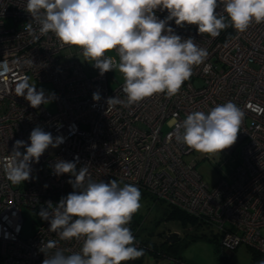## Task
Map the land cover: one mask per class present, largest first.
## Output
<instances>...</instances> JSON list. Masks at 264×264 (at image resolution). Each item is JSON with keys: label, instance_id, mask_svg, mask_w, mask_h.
I'll use <instances>...</instances> for the list:
<instances>
[{"label": "built area", "instance_id": "obj_1", "mask_svg": "<svg viewBox=\"0 0 264 264\" xmlns=\"http://www.w3.org/2000/svg\"><path fill=\"white\" fill-rule=\"evenodd\" d=\"M25 6L26 0H0V159L10 155L15 140L30 143L37 126L64 142L49 146L32 162L30 179L21 184H12L0 170V264H42L45 256L39 249L50 240L66 255L80 251L82 238L60 240L40 217L31 232L23 233V208L38 213L47 201L55 205L73 191L67 181L74 177L53 174L57 160L77 161V168L88 166L96 182L124 180L167 207L207 219L220 232L223 249L243 243L264 255V23L253 22L245 32L229 26L213 38L199 34L195 25L168 21L175 34L191 36L206 48L208 57L194 66L176 95L154 94L129 105L123 83L110 89L107 72L100 75L80 47L63 44L51 32L41 35ZM216 11L227 15L223 4ZM155 14L160 19L168 15L167 10ZM6 18L14 25L6 26ZM30 77L52 83L53 92L45 95L54 97V111L43 104L33 108L17 95L21 84L32 85ZM113 96L122 103L107 104ZM227 101L244 113L228 149L238 147L235 164L208 185L196 159L185 158L194 150L177 143L173 133L190 112L207 113Z\"/></svg>", "mask_w": 264, "mask_h": 264}, {"label": "clouds", "instance_id": "obj_2", "mask_svg": "<svg viewBox=\"0 0 264 264\" xmlns=\"http://www.w3.org/2000/svg\"><path fill=\"white\" fill-rule=\"evenodd\" d=\"M221 4L226 16L216 11ZM25 7L41 35L51 32L63 44L80 47L100 75L118 70L129 105L154 94L176 95L193 75L194 66L208 57L206 48L191 36L175 34L168 21L174 20L178 26L195 25L199 34L213 38L229 26L245 32L253 22L264 23V0H26ZM156 10H167L168 15L160 19ZM110 50H115V57L105 55ZM17 95L33 108L52 98L27 83L18 87ZM99 99V93L94 92L93 100ZM108 103L122 101L113 96ZM243 115L237 105L227 101L207 113L190 112L173 134L177 143L194 151L220 152L235 143ZM28 140L30 143L15 140L10 155L0 159V170L12 184L29 180L31 163L38 162L49 146L64 142L39 126L31 130ZM52 168L54 175L74 177L67 181L73 191L55 205L47 201L37 215L49 222V231L57 233L60 240L82 238L83 243L79 252L67 255L55 240L42 243V264H122L144 254L135 246L127 226L140 208L137 186H121L115 179L96 182L90 178L88 166L77 168V161L57 160ZM51 249L56 251L49 254ZM257 264H264V259Z\"/></svg>", "mask_w": 264, "mask_h": 264}, {"label": "rangeland", "instance_id": "obj_3", "mask_svg": "<svg viewBox=\"0 0 264 264\" xmlns=\"http://www.w3.org/2000/svg\"><path fill=\"white\" fill-rule=\"evenodd\" d=\"M6 26H13L14 23L11 19H5ZM106 56L115 57V50H110L105 53ZM123 75L118 71H107V84L110 89L118 87L123 83ZM31 84H35L39 89H43L45 93L53 92L54 88L49 81H37L32 77L29 78ZM47 104H43L49 111L56 109L55 99L53 96ZM237 148H233L231 152L228 151L229 147L215 153H202L193 151L185 155L186 159L195 158L196 168L201 173L204 182L211 185L220 175H226L230 172L231 166L235 164L234 157L236 156ZM228 159L225 163L224 160ZM121 186L129 183L124 180H117ZM132 184V183H130ZM140 208L132 216L130 229L135 232V237L145 245L155 244L159 247L161 241L165 240L164 234L168 232H175L177 235L174 237L170 245L168 254L154 256L149 250L144 249V254L140 264H166L172 261L173 257L169 254L179 255L182 264H257L251 256L249 248L240 243L234 249L220 248L219 240L210 238L208 235L215 233L213 226H199L194 227L191 224L183 226L179 220L175 218H168L167 204L163 200L156 199L151 194L140 190ZM23 233H29L33 229L34 222L38 220L39 215L31 208H23ZM196 232L199 234L205 232L207 235L203 237L191 238V234ZM264 232V231H263ZM217 246L219 247L217 249ZM224 252L223 262L221 263L220 254Z\"/></svg>", "mask_w": 264, "mask_h": 264}, {"label": "trees", "instance_id": "obj_4", "mask_svg": "<svg viewBox=\"0 0 264 264\" xmlns=\"http://www.w3.org/2000/svg\"><path fill=\"white\" fill-rule=\"evenodd\" d=\"M167 217L168 218H175L177 220L180 221V223L183 225V226H186L187 224H191L192 226L194 227H199V226H212L211 224H209L208 220L205 219V218H202V217H199V216H195V215H192L190 213H187L186 211H183L177 207H172V206H169L167 207V213H166ZM208 233H210L208 236L214 240H216L217 238V241L219 240V236H220V232L218 231H215V233H211L208 231ZM207 235L205 232H201L199 234H196V232L192 233L191 234V238L194 239L196 237H203ZM169 241L171 242V240H163L160 242L159 244V247H156L155 244L151 243L150 245H145V242L141 245V247H139L140 249H143V252H144V249H147L149 250L154 256H158V255H166L168 254V250L170 248V243ZM173 242V241H172ZM167 244H170V245H167ZM220 247V246H219ZM217 246V249L219 248ZM221 248V247H220ZM223 249V248H222ZM250 252H251V256L255 259V260H261V259H264V255L260 254L259 252H256L255 250L253 249H250ZM224 252L222 251V253L220 254V257L221 258V263L223 262V260L225 258L224 257ZM173 257L172 261L170 262H167L166 264H182L183 261H181V259L179 258V255H176L175 253L172 254L170 253L169 254V257ZM141 259H142V256L136 260H130V261H127V263L129 264H140L141 262Z\"/></svg>", "mask_w": 264, "mask_h": 264}, {"label": "water", "instance_id": "obj_5", "mask_svg": "<svg viewBox=\"0 0 264 264\" xmlns=\"http://www.w3.org/2000/svg\"><path fill=\"white\" fill-rule=\"evenodd\" d=\"M177 234L175 232H171V233H168L166 236H171L172 238H174ZM165 236V237H166Z\"/></svg>", "mask_w": 264, "mask_h": 264}, {"label": "flooded vegetation", "instance_id": "obj_6", "mask_svg": "<svg viewBox=\"0 0 264 264\" xmlns=\"http://www.w3.org/2000/svg\"><path fill=\"white\" fill-rule=\"evenodd\" d=\"M177 234V233H176ZM166 240H171V242L174 240V238H172L171 236H166L165 238Z\"/></svg>", "mask_w": 264, "mask_h": 264}]
</instances>
